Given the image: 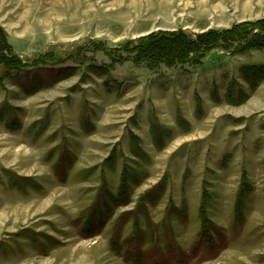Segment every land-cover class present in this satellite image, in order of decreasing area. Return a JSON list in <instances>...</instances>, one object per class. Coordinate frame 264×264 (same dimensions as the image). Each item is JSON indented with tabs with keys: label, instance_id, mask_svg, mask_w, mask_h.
I'll use <instances>...</instances> for the list:
<instances>
[{
	"label": "rangeland",
	"instance_id": "rangeland-1",
	"mask_svg": "<svg viewBox=\"0 0 264 264\" xmlns=\"http://www.w3.org/2000/svg\"><path fill=\"white\" fill-rule=\"evenodd\" d=\"M259 20L264 0H0L25 63L75 53L0 66V264H264V50L156 71L93 50Z\"/></svg>",
	"mask_w": 264,
	"mask_h": 264
},
{
	"label": "trees",
	"instance_id": "trees-1",
	"mask_svg": "<svg viewBox=\"0 0 264 264\" xmlns=\"http://www.w3.org/2000/svg\"><path fill=\"white\" fill-rule=\"evenodd\" d=\"M94 52H104L113 64L133 61L144 64L150 70H159L160 67H175L181 65L199 64L205 56L213 50L225 54H244L251 50H264V20L244 22L225 31L211 30L195 37H190L183 31L151 33L140 39L127 42L113 55L100 45L93 46ZM75 54V53H72ZM70 54V57L73 55ZM68 58H61L52 53L40 56L34 62L25 63L9 43L7 35L0 27V66L6 69H23L51 63L63 64ZM87 60V57H85ZM77 63L83 60L76 58ZM249 75L264 78V67L252 68ZM113 160V157L111 159ZM123 186L128 185L125 178ZM125 182V184H124ZM123 195V193H122Z\"/></svg>",
	"mask_w": 264,
	"mask_h": 264
}]
</instances>
